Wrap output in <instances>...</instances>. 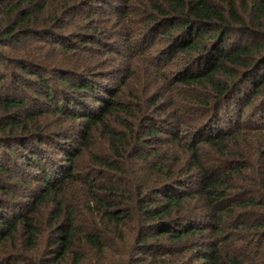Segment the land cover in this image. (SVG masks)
<instances>
[{"label":"trees","instance_id":"1","mask_svg":"<svg viewBox=\"0 0 264 264\" xmlns=\"http://www.w3.org/2000/svg\"><path fill=\"white\" fill-rule=\"evenodd\" d=\"M0 264H264V0H0Z\"/></svg>","mask_w":264,"mask_h":264}]
</instances>
